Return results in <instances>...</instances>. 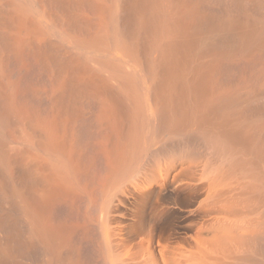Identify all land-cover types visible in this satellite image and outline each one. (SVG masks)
<instances>
[{
  "label": "bare ground",
  "instance_id": "1",
  "mask_svg": "<svg viewBox=\"0 0 264 264\" xmlns=\"http://www.w3.org/2000/svg\"><path fill=\"white\" fill-rule=\"evenodd\" d=\"M0 264H264V0H0Z\"/></svg>",
  "mask_w": 264,
  "mask_h": 264
}]
</instances>
